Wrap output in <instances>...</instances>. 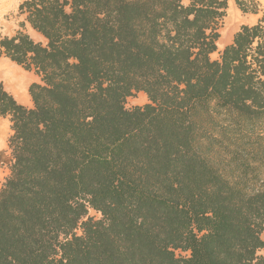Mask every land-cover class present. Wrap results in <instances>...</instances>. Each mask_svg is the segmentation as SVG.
Listing matches in <instances>:
<instances>
[{
    "label": "trees",
    "instance_id": "trees-1",
    "mask_svg": "<svg viewBox=\"0 0 264 264\" xmlns=\"http://www.w3.org/2000/svg\"><path fill=\"white\" fill-rule=\"evenodd\" d=\"M228 4H20L0 59L41 81L0 82V264H264V15L214 60Z\"/></svg>",
    "mask_w": 264,
    "mask_h": 264
},
{
    "label": "rangeland",
    "instance_id": "rangeland-1",
    "mask_svg": "<svg viewBox=\"0 0 264 264\" xmlns=\"http://www.w3.org/2000/svg\"><path fill=\"white\" fill-rule=\"evenodd\" d=\"M258 1L261 4L262 13H260L259 15H253V14H244L238 8L234 0H229L227 16L224 19L222 28L220 29V36H221L220 39L223 38V34H224L226 44L223 48L219 47L218 52L212 55V58L214 60H217L220 57V52L233 41L234 35L240 30V28L243 25H254L264 15V1L263 0H258ZM231 2L234 4V6H231ZM8 19H9V24L5 28H2L1 33L7 36H14L19 30V23L22 21V19L18 17V11L16 14L9 15ZM27 30L33 38L39 41L42 40L35 31H32L31 29H27ZM13 65L15 66L14 68H16L17 70L20 69L17 68L15 64ZM0 67H4V65L2 66L0 65ZM14 68L13 69L11 68L12 72L17 73V70L14 71ZM12 76H10L9 80H12L11 82L14 83V80L16 79L15 77L12 78ZM0 82L2 81L0 80ZM147 103H148L147 96L145 94H138L135 97L129 98L127 100L126 106L128 109H132L136 106H144ZM5 153H6L4 154L5 161L4 164L1 166V172H0V189L5 179L10 174V165L12 163V156L10 150L9 149L6 150ZM91 214L95 215L94 212H92ZM262 238L264 240V233L262 235ZM260 254H264V252H260Z\"/></svg>",
    "mask_w": 264,
    "mask_h": 264
},
{
    "label": "crops",
    "instance_id": "crops-1",
    "mask_svg": "<svg viewBox=\"0 0 264 264\" xmlns=\"http://www.w3.org/2000/svg\"><path fill=\"white\" fill-rule=\"evenodd\" d=\"M24 1L25 0H0V32H2V28H5L9 24L8 16L16 14L20 4ZM13 64L15 63L11 62L9 59H0V65H4V68H14L15 66ZM17 68H20L19 70L14 68L17 70V74L3 71L0 75V80L3 82L5 89L10 92L20 104L32 108L33 101L30 96L29 89L33 83H40V77L34 72L25 71L19 66H17ZM12 75L15 79H18L19 82H11L9 79ZM11 125L12 124L9 118H0V172L1 166L5 161L4 154H6V150L9 149L8 139L13 133Z\"/></svg>",
    "mask_w": 264,
    "mask_h": 264
},
{
    "label": "bare ground",
    "instance_id": "bare-ground-1",
    "mask_svg": "<svg viewBox=\"0 0 264 264\" xmlns=\"http://www.w3.org/2000/svg\"><path fill=\"white\" fill-rule=\"evenodd\" d=\"M231 6H234V4L231 2ZM225 34H226V31H225ZM225 38H224V34H223V38H221L220 40H219V43H218V46L219 47H224L225 46ZM13 69V68H12ZM3 71H5V72H7V73H12V74H17L16 72H12V70H11V68H4V67H0V75H1V73L3 72ZM14 71H15V69H14ZM12 78H14L13 76H12ZM12 81V80H11ZM14 82H19L18 81V79H16V80H14ZM21 82V81H20ZM0 141H1V139H0Z\"/></svg>",
    "mask_w": 264,
    "mask_h": 264
}]
</instances>
